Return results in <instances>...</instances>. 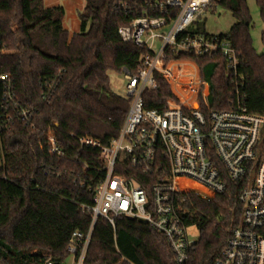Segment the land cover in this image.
<instances>
[{
    "label": "trees",
    "instance_id": "obj_1",
    "mask_svg": "<svg viewBox=\"0 0 264 264\" xmlns=\"http://www.w3.org/2000/svg\"><path fill=\"white\" fill-rule=\"evenodd\" d=\"M85 1L78 15L80 30L71 35L64 26L61 5L46 7L44 0H0L4 49L0 73L10 74L19 99L37 109L34 126L17 123L0 136L6 176L0 179V264H34L43 254L64 258L72 234L89 230L92 214L84 206L93 205L95 188L105 172L99 151L81 148L78 138L88 136L109 144L118 136L130 101L113 90L110 72L126 68L135 74L141 57L148 53L124 43L118 35L120 26L142 13L145 0ZM256 3L264 22V0ZM216 4L230 11L235 20L219 36L238 51L246 106L250 112L264 115V53L253 46L247 0H217ZM197 21L188 33L200 31L195 28ZM261 40L264 45V31ZM174 58L197 63L200 78L207 84L211 110L230 107L234 85L221 55H180L167 61ZM175 66L172 64L167 76L182 103L188 105L189 96L179 88L185 77L183 72L176 77ZM187 76L197 82L194 73ZM156 80L157 88L143 95L144 106L162 110L176 96L165 77L156 74ZM47 83L54 88L44 99ZM51 136L56 137L63 155L52 151ZM261 144L264 147V128ZM117 171L128 177L135 174L152 199L154 174L133 168ZM247 185L248 180L235 183L228 179L221 195L211 196L200 188L175 195L176 210L185 225L199 230L185 264H215L220 259L232 231L241 224L243 205L238 197ZM84 264L178 263L165 237L149 224L117 217L113 227L100 217Z\"/></svg>",
    "mask_w": 264,
    "mask_h": 264
},
{
    "label": "built area",
    "instance_id": "obj_2",
    "mask_svg": "<svg viewBox=\"0 0 264 264\" xmlns=\"http://www.w3.org/2000/svg\"><path fill=\"white\" fill-rule=\"evenodd\" d=\"M216 1L145 0L142 13L118 28L124 43H133L148 53L141 57L135 74L123 69L130 107L118 136L109 144L88 136L78 138L81 148L99 151L105 172L95 188L93 205L84 206L92 214V223L87 232L72 234L64 258L43 254L34 264H84L100 217L113 227L117 217L144 221L165 237L177 263L185 264L197 240L188 235L189 227L176 210L175 195L188 191L191 185L211 196L221 195L228 179L235 183L248 180V185L238 197L243 205L241 224L232 231L215 264H264V115L252 113L246 106L244 83L238 73L239 55L231 42L219 34L187 32L204 13L217 9ZM166 27V33L159 32ZM158 39L162 45L155 52ZM3 51L0 39V54ZM217 54L225 59L227 76L234 85L230 107L225 110L210 109L207 84L194 60L167 61L172 56L205 58ZM174 62L189 64L196 75L195 87L184 83L196 91L191 93L190 106L173 100L162 110L145 108L144 93L157 88L156 74L168 79ZM175 72L176 77L186 73L184 67ZM53 88V83L45 84L44 99ZM36 114L35 107L19 99L11 75L0 73V136L17 123L34 126ZM49 141L52 151L63 155L56 137ZM117 168L154 174L152 199L135 174L128 177ZM4 169L3 163L0 179L6 178Z\"/></svg>",
    "mask_w": 264,
    "mask_h": 264
},
{
    "label": "rangeland",
    "instance_id": "obj_3",
    "mask_svg": "<svg viewBox=\"0 0 264 264\" xmlns=\"http://www.w3.org/2000/svg\"><path fill=\"white\" fill-rule=\"evenodd\" d=\"M72 1H73V3H67V5H66L68 8V18H70V19H71V15L72 14L74 15L75 8H76V0H72ZM80 1L82 2V4L80 6L85 7L86 1L85 0H80ZM61 2H62V0H54V1L53 0H46L45 6L46 7L53 6V4L57 5V4H60ZM70 5H72L73 7L70 8ZM247 6L249 8L250 15L252 17L250 33H251V37L253 40V46L258 53H264V45H263L262 40H261V34L264 31V22L261 19L259 7L256 3V0H247ZM74 19H75V22L77 24V27H76L77 29L76 28L75 29L79 30L78 24H80V21H79L77 13L74 16ZM234 21L235 20H234L232 14L230 13V11H228L226 8L219 5L215 12L204 13L199 18V20L197 21L195 28L198 27L200 31H205V32L210 33V34H221V33L228 32L229 29L231 28L232 24L234 23ZM66 23H67V20H66ZM167 30H168V27L159 30V32L160 33H166ZM161 45H162L161 40L158 39L157 41H155V45H154L153 50L155 52H158ZM173 64L176 65L175 70L177 67H180V68L184 67V70L186 73L181 72L182 75L185 77V80L183 81V83H188V85L191 84L193 87H195L196 82H192L191 79L187 76V73L193 74L192 73L193 72L192 67H188L190 65L187 63H184V62H182V63L181 62H174ZM185 67H187V68H185ZM177 74H179V73L177 72ZM166 80L170 83L171 90L173 91V94L176 96V99H168L167 101L173 102V100H174L175 102L182 104L181 97L173 89L174 82L171 81L169 78ZM110 82H111V86H112L113 90H115L117 93L121 94L122 96H125L126 80L124 78L123 72L111 71L110 72ZM183 85H185L186 87H184ZM188 85L182 84V86L179 88L185 95L189 96L187 106H190L191 93L196 92V91H194L195 89L192 86H188ZM194 107L197 108V104H195ZM189 189L190 190L191 189H197L198 190L199 188H197L194 185H191L188 188V190ZM188 235L191 239L197 240L199 237L198 227L195 225L190 226L188 228Z\"/></svg>",
    "mask_w": 264,
    "mask_h": 264
},
{
    "label": "crops",
    "instance_id": "obj_4",
    "mask_svg": "<svg viewBox=\"0 0 264 264\" xmlns=\"http://www.w3.org/2000/svg\"><path fill=\"white\" fill-rule=\"evenodd\" d=\"M45 1L46 0H44V5H45ZM67 3H73V1L72 0H66V1L65 0H62V2L60 4H57V5H54L53 4V6H48V7H54V6H59V5H62L63 6L64 5L63 6L64 9H65L64 26L69 31V33L72 35L74 33H77V31L79 32V30H80V24H78L79 25L78 26L79 27V30H76L77 29L76 28L77 27V24L75 22L74 16H75L76 13L79 15V12L82 11L84 9V7L80 6L82 4V2L80 0H76L75 12H74V15L73 14L71 15V19H70V18H68V8L66 6ZM72 7L73 6L70 5V8H72ZM78 18H79V16H78ZM66 20H67V23H66ZM79 21H80V19H79Z\"/></svg>",
    "mask_w": 264,
    "mask_h": 264
},
{
    "label": "water",
    "instance_id": "obj_5",
    "mask_svg": "<svg viewBox=\"0 0 264 264\" xmlns=\"http://www.w3.org/2000/svg\"><path fill=\"white\" fill-rule=\"evenodd\" d=\"M3 171V161H2V159H1V157H0V172H2ZM144 222V221H143Z\"/></svg>",
    "mask_w": 264,
    "mask_h": 264
}]
</instances>
